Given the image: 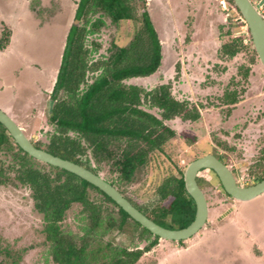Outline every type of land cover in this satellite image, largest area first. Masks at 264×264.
I'll return each instance as SVG.
<instances>
[{"label":"rangeland","instance_id":"rangeland-1","mask_svg":"<svg viewBox=\"0 0 264 264\" xmlns=\"http://www.w3.org/2000/svg\"><path fill=\"white\" fill-rule=\"evenodd\" d=\"M39 1L34 7L32 0H0V35L4 24L12 29L10 45L0 50V108L29 138L46 141L53 131L48 117L50 95L78 0ZM145 1L162 43V65L149 77L127 82L149 89L172 82L178 99L200 105L201 117L166 121L176 136L131 189L138 191L141 200L151 198L153 188L166 174L186 169L197 154L213 152L212 148L239 172L242 185L252 181L256 175L250 169L264 153V65L258 56L251 62L245 52L230 60L218 53L229 38L228 30L251 43L247 25L237 22L232 0ZM137 27V22L113 23L106 18L101 31L88 38L101 44L95 58L106 54L113 41L126 45ZM242 64L250 67L247 79L239 74ZM227 89L238 91L236 104L221 103L219 98ZM217 138L233 149L219 146ZM3 159L8 160L0 151ZM198 176L210 183L203 189L209 207L206 225L182 243L160 239L139 264H264V193L250 201L232 200L209 169ZM80 209L74 204L64 222L74 231ZM42 229L43 217L34 209L29 188L15 182L0 185V247L21 252V264H54ZM108 237L129 248L144 247L148 242L131 241L117 230ZM4 257L0 253V259Z\"/></svg>","mask_w":264,"mask_h":264},{"label":"trees","instance_id":"trees-1","mask_svg":"<svg viewBox=\"0 0 264 264\" xmlns=\"http://www.w3.org/2000/svg\"><path fill=\"white\" fill-rule=\"evenodd\" d=\"M32 2L37 7L40 1ZM142 2L146 4L145 0H78L75 11L78 23L74 22L68 31L50 95L52 106L48 117L53 131L46 141L31 140L36 147L101 176L105 171L104 178L140 211L160 225L179 229L188 226L196 215V203L186 189L185 168L177 170V174L173 170L166 174L153 188L151 198L141 200L138 191L131 189L141 172L165 152L176 136L175 129L166 121L176 118L197 121L201 117L196 104L174 95L172 82L159 83L150 89L127 82L155 74L163 60L158 31ZM106 18L113 23L137 22L138 27L126 45L113 41L106 54L95 58L101 44L88 38L101 31ZM226 34L229 38L218 51L222 59L230 60L245 52L251 62L256 61L258 54L253 41L248 43L245 37L232 36V30ZM11 37L12 29L4 24L1 51L8 48ZM249 72L250 67L239 66L243 78L247 79ZM238 94L237 90L227 89L219 99L223 104H233L238 101ZM152 109L159 113H153ZM215 141L223 148L233 149L226 141L218 138ZM0 151L8 158L0 160V185L15 182L29 188L34 209L43 217L44 241L54 264H139L142 256L159 244V236L98 187L29 155L2 123ZM250 173L264 179V153ZM197 182L202 189L210 184L200 176ZM219 185L229 195L220 180ZM74 204L81 206L77 231L64 223ZM114 230L126 234L131 241L148 242L136 248L118 245L108 237ZM0 253L5 255L0 264H21V252L0 247Z\"/></svg>","mask_w":264,"mask_h":264},{"label":"water","instance_id":"water-1","mask_svg":"<svg viewBox=\"0 0 264 264\" xmlns=\"http://www.w3.org/2000/svg\"><path fill=\"white\" fill-rule=\"evenodd\" d=\"M234 2L249 27L253 47L264 65V18L251 0H234ZM144 4L142 2L143 7ZM75 23H78V21H75ZM0 123L8 130L15 143L29 155L41 162L68 170L95 185L110 196L132 218L149 229L153 234L159 236L160 239L169 241L187 240L197 234L206 225L209 216L208 201L205 192L197 182V174L202 169L213 170L217 174L224 190L236 200L250 201L264 193V179L249 186L239 185L233 172L223 160H220L213 154H206L193 160L185 170L186 189L196 203L195 219L184 228H168L158 224L140 211L103 176L76 162L36 147L24 129L1 108Z\"/></svg>","mask_w":264,"mask_h":264},{"label":"flooded vegetation","instance_id":"flooded-vegetation-1","mask_svg":"<svg viewBox=\"0 0 264 264\" xmlns=\"http://www.w3.org/2000/svg\"><path fill=\"white\" fill-rule=\"evenodd\" d=\"M251 2L257 7V9H258V11L260 12V14L263 16V18H264V0H251ZM235 7H236V5H235ZM236 10H237V13L235 14V15H237V22H239L240 24H242V23H245L244 25H247V23H246V21H245V19H244V17H243V15H242V13L240 12V10H239V8L238 7H236ZM77 21V20H76ZM247 30H249V27H248V25H247ZM249 33H250V30H249ZM251 34V33H250ZM5 51V50H4ZM260 60V59H259ZM262 63V62H261ZM249 76V75H248ZM238 102V101H237ZM237 102H235V103H233V104H236ZM197 106H198V108H199V110H200V105H198V104H196ZM201 113V112H200ZM214 151L213 152H211V151H207L206 152V154H213V155H215L217 158H219L220 160H223L224 162H225V164L229 167V164H228V162H227V158L223 155V154H221V153H219V152H217L214 148H212ZM206 154H204V155H206ZM203 154H201V156H204ZM201 156H199V157H201ZM195 160V159H194ZM192 162V161H191ZM230 168V167H229ZM231 169V171L233 172V174H234V176H235V178H236V180H237V183L239 184V185H242L241 183H240V180H239V178H240V176H239V172L237 171V170H235V169H233V168H230ZM201 171V170H200ZM199 171V172H200ZM198 172V173H199ZM197 176H198V174H197ZM262 179H260L259 178V176H255L254 177V179L252 180V181H250V182H247V183H245L244 185H242V186H249V185H252V184H255V183H257V182H259V181H261ZM232 200H235L231 195H228ZM239 201V200H238Z\"/></svg>","mask_w":264,"mask_h":264}]
</instances>
